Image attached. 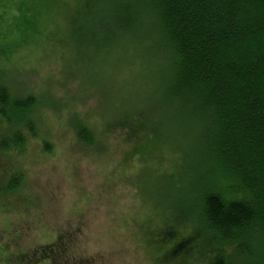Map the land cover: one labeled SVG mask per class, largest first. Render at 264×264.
<instances>
[{
	"label": "trees",
	"instance_id": "obj_1",
	"mask_svg": "<svg viewBox=\"0 0 264 264\" xmlns=\"http://www.w3.org/2000/svg\"><path fill=\"white\" fill-rule=\"evenodd\" d=\"M53 4L63 13L64 28L46 30L45 37L65 48L60 71L80 74L81 99L96 93L108 98V104L131 89L133 102L127 99L128 107L117 111L114 121L133 136L128 142H136L139 133L168 137L169 150L185 154L183 166L176 167L174 160L171 174L192 172L190 216L163 229L160 240H177L161 259L264 264V0H0L2 161L14 163L6 154L23 153L33 138L51 149L40 133L36 110L40 98L49 94L15 91L11 80L16 74L8 62L30 43L38 49L40 42L33 36L44 31L37 20ZM31 48H25L27 53ZM108 57L136 64L133 89H113V74L102 66ZM149 85L155 90L150 104ZM86 117L70 107L65 111L76 142L93 152L104 135ZM181 126L186 140L177 131ZM176 138L188 145L179 149ZM15 168L23 172L20 165ZM15 186L10 180L7 188L15 192ZM178 224L191 231L181 235ZM1 248L5 245H0V255L11 254ZM58 253L50 243L35 248L30 259L59 264ZM61 258L66 260L62 264H80L69 255ZM2 264L12 263L6 259ZM15 264L25 263L18 259Z\"/></svg>",
	"mask_w": 264,
	"mask_h": 264
},
{
	"label": "rangeland",
	"instance_id": "obj_2",
	"mask_svg": "<svg viewBox=\"0 0 264 264\" xmlns=\"http://www.w3.org/2000/svg\"><path fill=\"white\" fill-rule=\"evenodd\" d=\"M13 14L14 11L9 16ZM41 14L43 18L37 22L44 32L40 30L33 36L40 42L38 49L33 50L36 43L20 48L8 66L16 74L11 80L15 91L48 92L51 99L40 98L42 103L36 110L41 114L40 133L51 149L46 151L43 142L33 138L23 153L6 154L14 163L0 158V245H5L1 248L5 254L11 253L0 255V264L6 259L12 264L18 259L25 264H37L38 259H30L34 249L50 243L59 251V264L66 261L61 258L66 255L80 264H177L169 257L161 259L177 237L166 241L160 238L168 223L190 216L188 201L192 191L188 183L192 172L186 174L184 169L171 174L181 162L183 166L185 154L169 150L168 137L149 134L147 138V134L139 133L138 140L130 143L133 136L114 123L115 113L128 107L127 99L133 100L129 88L133 89L138 82L132 79L136 64L127 66L124 61L115 62L114 57L104 59L102 66L113 74V89L129 90L123 99L108 104V98L96 93L83 101L78 91L80 74L60 71L67 56L65 48L55 46L45 37L46 30L59 32L64 28L63 13H57L53 4L44 7ZM28 46L32 48L27 53ZM154 95V87L149 85L148 104ZM68 107L86 115L104 135L98 149L92 148L90 152L76 142L65 123ZM183 130L182 126L177 128L186 140ZM176 139L179 149L188 145ZM19 165L24 173L15 168ZM10 180L16 184L15 192L7 188ZM179 225L181 235L191 231ZM197 242L191 245L192 252ZM200 257H205V261L204 254ZM187 261L205 264L197 258Z\"/></svg>",
	"mask_w": 264,
	"mask_h": 264
}]
</instances>
